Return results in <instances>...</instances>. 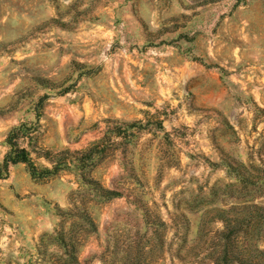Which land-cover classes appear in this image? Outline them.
I'll use <instances>...</instances> for the list:
<instances>
[{
    "label": "rangeland",
    "instance_id": "374dc122",
    "mask_svg": "<svg viewBox=\"0 0 264 264\" xmlns=\"http://www.w3.org/2000/svg\"><path fill=\"white\" fill-rule=\"evenodd\" d=\"M168 5L0 0V264H213L225 228L217 212L231 208L240 258L264 264V20L243 37L225 21L222 49L205 50L200 65L191 15L165 16ZM21 123L31 132L19 144L38 166L101 143L87 172L120 195L100 197L82 171H5ZM86 212L96 230L74 216Z\"/></svg>",
    "mask_w": 264,
    "mask_h": 264
},
{
    "label": "trees",
    "instance_id": "16d2710c",
    "mask_svg": "<svg viewBox=\"0 0 264 264\" xmlns=\"http://www.w3.org/2000/svg\"><path fill=\"white\" fill-rule=\"evenodd\" d=\"M133 125V123L130 124V126ZM30 132V128L27 127V124L21 123L9 133L6 140V144L9 146V151L6 153L2 165L5 171H8L11 164L18 163H24L27 167V171L34 179L48 178L57 175L63 170L82 171L80 174L81 181L88 185L100 197L109 199L120 195V192L105 187L99 180L93 178L87 172H90L105 155V147H103L101 143L95 142L92 146L84 150L76 151L74 154H76L77 157H73V153L69 149L62 151L54 159L45 155L52 166H38L32 157L31 151L26 147L21 146L18 141L20 137L28 136ZM228 168L229 173L234 174L239 180L244 181L240 172L234 169L231 164H228ZM232 212V208L219 209L217 212V217L224 222L225 228L220 232L219 236L223 243L219 245L217 252L214 253L212 260L213 264H234L236 262L241 264H252L251 260L240 258V252L237 250L238 246L235 247L234 245L235 240H238L240 237L242 226L239 224H233L234 220L232 219ZM74 216L90 224L94 230L97 229L93 217L88 212L75 214ZM60 240L65 244L63 233L60 234ZM71 257L75 261H78L75 253H72Z\"/></svg>",
    "mask_w": 264,
    "mask_h": 264
},
{
    "label": "crops",
    "instance_id": "0c3cea01",
    "mask_svg": "<svg viewBox=\"0 0 264 264\" xmlns=\"http://www.w3.org/2000/svg\"><path fill=\"white\" fill-rule=\"evenodd\" d=\"M261 1V0H260ZM257 2L254 6L251 7L250 4H245L244 0H235L234 7L235 9L232 12H228V2L227 0H221V4L218 7L213 6L214 3H204L203 0H169V5L164 10L165 16H180L186 17L191 15V22L194 24L193 37H194V51L196 57L191 59V62L195 61L197 64L201 63L203 65L205 60L203 59V52L206 50L217 51L222 49L219 44L223 43L221 40L215 38L223 30V23L225 21L235 20V35L243 37L251 29L249 26L251 24H261L264 20V10H261V6H264V0ZM251 7V8H250ZM219 8L218 16L215 14V11ZM220 18V28L218 31H215L214 23L216 19ZM156 20V17H155ZM212 20L213 24V38L211 39L210 45L205 43L204 39V29L206 27H212V24H209ZM260 29L262 30L263 28ZM230 44V42H226ZM206 45V46H205ZM236 50L237 46L231 47V49ZM188 61V60H187ZM186 61V62H187ZM219 65H224L222 62ZM203 77V76H200ZM224 91V90H223ZM207 95L205 97L214 98L216 96L215 91L205 90ZM208 99H202V103H207ZM208 105V104H205Z\"/></svg>",
    "mask_w": 264,
    "mask_h": 264
}]
</instances>
